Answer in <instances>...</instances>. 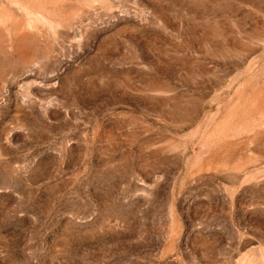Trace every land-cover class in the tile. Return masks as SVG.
Returning a JSON list of instances; mask_svg holds the SVG:
<instances>
[{
  "label": "rangeland",
  "instance_id": "rangeland-1",
  "mask_svg": "<svg viewBox=\"0 0 264 264\" xmlns=\"http://www.w3.org/2000/svg\"><path fill=\"white\" fill-rule=\"evenodd\" d=\"M0 264H264V0H0Z\"/></svg>",
  "mask_w": 264,
  "mask_h": 264
}]
</instances>
